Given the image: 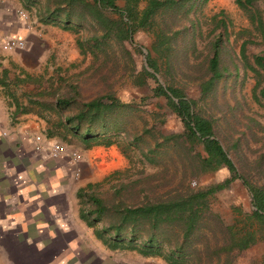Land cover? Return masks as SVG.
I'll use <instances>...</instances> for the list:
<instances>
[{
	"label": "trees",
	"instance_id": "16d2710c",
	"mask_svg": "<svg viewBox=\"0 0 264 264\" xmlns=\"http://www.w3.org/2000/svg\"><path fill=\"white\" fill-rule=\"evenodd\" d=\"M35 1L38 0H21L25 7ZM116 1L44 0L36 9L37 20L43 24L54 23L72 33L83 26L90 28V32L75 38L79 53H89L92 59L86 69L90 73L81 78L93 81V87L96 82L102 83L83 95L77 73L70 78L59 77L63 81L61 85L39 90L37 94L44 99L30 103L48 123L46 136L54 135L65 142L75 140L82 148L115 145L129 162L136 158L160 167L159 171L142 174L137 179H129L128 167L112 170L103 177L110 186L106 196L96 193L100 182L78 188V216L110 250H135L143 256L161 257L166 264H238L236 259L245 248L258 239L264 240V185L251 182L238 171L228 158V148L219 142L213 122L199 113L195 102L172 83L162 85L155 76L159 72L171 73L178 58L182 59V67L190 63L186 59L194 46L188 37L198 34L199 26L189 18V24L184 25L183 21L191 7L201 6L206 0H144L141 8V0H123V9L117 7ZM253 1L234 0L246 13L251 29L229 31L230 22L222 11L211 15L212 28L202 60L205 77L198 81L202 96L229 72L225 53L230 34L234 41L240 39L242 60L246 58L245 44L252 42L249 39L252 32L264 37V21L260 12L251 9ZM215 30L218 31L214 33ZM137 31L150 33L151 40L145 50V67L130 73V82L136 88L151 79L154 85L148 93L124 101L112 88L107 72H102L109 54L105 47L115 45L128 57L124 43H133L132 35ZM110 54L115 60L114 49ZM99 56L102 63L94 65L93 60ZM251 62L246 65L258 76L257 87L264 78V53L253 54ZM112 66H116L113 61ZM196 70L199 71V66ZM113 75L115 79L114 72L112 78ZM32 80L41 84L36 77ZM257 93L264 98V86ZM149 98L164 99L170 113L181 123L180 132L165 134L148 124L142 106ZM46 113L53 114V118L45 119ZM168 164L172 168L170 172ZM220 168L226 169L227 176L218 182L198 188L184 184L189 175L198 176ZM235 179H240L246 189L251 207L244 218L249 224L244 222L238 230L224 224L210 205L211 198ZM262 259L264 264V256Z\"/></svg>",
	"mask_w": 264,
	"mask_h": 264
},
{
	"label": "rangeland",
	"instance_id": "374dc122",
	"mask_svg": "<svg viewBox=\"0 0 264 264\" xmlns=\"http://www.w3.org/2000/svg\"><path fill=\"white\" fill-rule=\"evenodd\" d=\"M43 1H35L29 5L30 7H25L21 0H10V3H13L18 10L24 11L26 18L20 19L18 16L19 19L30 31L35 32L36 37L44 41H41L39 44L42 50L40 70L42 71L44 68V74H52L49 79L56 81L55 86L58 83L60 85L63 83L59 77L65 79L70 78L73 74H80L78 77V83L81 88L80 92L83 95H87L94 88L96 89L100 85L102 86L101 82H96L97 86L95 85L93 87V81L90 82V79L83 80L90 73L86 69L92 64V59L89 53L81 55L75 43V38L90 32V28L83 26L79 28L78 32L72 33L58 28L54 23H47L46 25L37 24L33 9L40 7ZM116 5L119 9H123L125 4L123 0H117ZM139 5V8H141L144 5V0H141ZM251 9L260 12L264 21V0L253 1ZM220 11H222L226 20L230 22L228 23L227 30L235 32L241 28L251 29L246 13L234 3V0H220V2L218 0H206V2L201 3V6L195 5L191 7V11L183 21L184 25H187L189 24V18L190 21L193 20L199 26L198 34L192 37V40L187 36L189 34L186 35L194 46V50L190 49L188 51V57L186 59L191 63V66L188 67L189 63L186 67H182V59L178 58L175 62V68L171 73L159 72L155 76L157 81L162 85L167 82L172 83L175 87L180 88L186 97L193 100L196 104L195 108L199 113L213 122L219 142L222 146L228 148V158L234 163L238 171L244 173L245 177L251 182L264 185V98H261L257 93L259 88L264 86V78H261L262 82L255 87V80L258 76L249 68L250 66L246 65V63L252 64L253 54L264 53V37H261V34L252 32V35L249 37L252 42L245 44L244 55L246 58L242 60L239 55L240 39L234 41L233 35L230 34L228 43H226L227 52L225 53V64L229 72L220 78L207 94L204 96L200 94L198 81L201 77H205L203 74L204 65L202 60L206 54L205 45L208 40L207 35L212 28L210 17L212 14ZM12 15L13 11L10 9V18ZM217 31L215 30L214 33ZM150 40V33L143 31L135 32L132 35L133 43H124V47L128 49V57L124 56L122 51L119 52L115 45L105 47L106 52L109 54L114 49L116 56L114 60L112 54H108V60L104 61L102 72H105V74L107 72V79L121 100L125 101L130 97L146 94L149 92L150 87L154 85L152 80L148 79L145 85L135 88L132 86L129 76L130 73H136L142 67H145V50ZM27 48L26 45L24 49ZM136 48H140V51L139 49L136 50ZM112 61L116 63L114 68ZM93 63L94 65L102 63V58L99 56V59L96 61L93 60ZM198 63L199 65H197ZM233 63L235 66H233ZM193 66L196 68L199 66V71L197 72ZM162 67L165 66L162 65ZM111 71L114 72L115 79L114 75L113 78L111 77V73L113 74ZM82 76L83 78H81ZM90 87L92 88L89 90ZM46 98L49 99V97ZM142 108L143 117L157 131L168 134L182 130L180 121L170 113L164 104V99L149 98L146 105L142 106ZM46 116L53 118V114L51 113H46ZM137 122L139 123V120ZM56 140L74 148L81 155L82 147L77 141L65 142L60 139ZM98 146L104 147L103 151L107 152L104 155L103 152L90 155V167H88L87 172L85 171V174L89 176L87 183L100 182L96 193L101 196H106L110 192L109 183L103 181V177L112 170H122L128 167L129 179H137L142 177V174H153L159 171V165H153L145 161L142 163L136 158H133L129 162L115 145ZM82 157L83 155L81 159ZM100 157H103L102 162H99ZM94 162L97 165L96 168L94 167ZM168 166L169 172L172 171L171 166L169 164ZM139 170L143 172L139 173ZM226 176V169L220 168L217 171L203 173L198 176L189 175L185 178L184 184L189 188H198L203 185L218 182ZM210 205L211 209L218 213V216L224 224L233 226V230L241 228L244 222L249 224V221L244 219L245 214L249 213L251 209L249 195L240 179L233 180L226 189L217 192L211 198ZM89 229L91 231L90 237L94 238L91 228ZM95 241H97L96 244L90 241L92 248L88 253L89 264H166L161 257L143 256L135 250L129 249L110 250L105 248L97 239ZM81 252H85L84 248L81 251L80 247H74L71 251V256L69 252L66 253L70 257L66 259V263L64 264H77L78 255ZM93 255L98 258L94 259L95 256ZM263 256L264 240L258 239V241L245 248L238 255L236 262L238 264H248L250 262H253V264H261Z\"/></svg>",
	"mask_w": 264,
	"mask_h": 264
},
{
	"label": "crops",
	"instance_id": "0c3cea01",
	"mask_svg": "<svg viewBox=\"0 0 264 264\" xmlns=\"http://www.w3.org/2000/svg\"><path fill=\"white\" fill-rule=\"evenodd\" d=\"M17 10L10 0H0V40L21 37L28 47L6 50L0 45V132H6L0 134V264H64L74 247L85 251L79 253L77 264H89L90 241H97L78 216L76 191L89 180L85 171L90 155L107 151L100 146L82 148L76 178L66 157L49 155L47 145L59 142L58 137L46 136L48 123L30 102L43 100L39 90L56 82L49 83L52 74L39 68V44L44 41L22 23ZM33 13L36 23L43 24L37 20L36 9ZM35 135L40 136L38 141ZM35 144L40 148L35 149Z\"/></svg>",
	"mask_w": 264,
	"mask_h": 264
},
{
	"label": "built area",
	"instance_id": "2783aa9c",
	"mask_svg": "<svg viewBox=\"0 0 264 264\" xmlns=\"http://www.w3.org/2000/svg\"><path fill=\"white\" fill-rule=\"evenodd\" d=\"M17 15L21 19L26 18V14L22 10H18ZM0 45L3 49L6 50H21L26 47V41L22 38H17V37H4L0 40ZM0 134L4 136L6 132L1 131ZM40 138L39 135L34 136V141H38ZM35 149H39L40 146L35 144L34 145ZM47 150L49 151V155L53 158L61 156V157H66L68 161L72 164L73 166V177L76 178L80 174V167L79 163L81 161V155L78 151H76L74 148L67 146L64 143L61 142H54L50 143L47 145Z\"/></svg>",
	"mask_w": 264,
	"mask_h": 264
}]
</instances>
